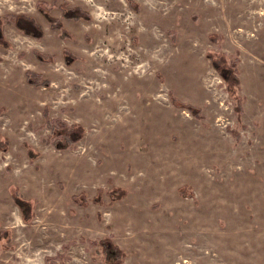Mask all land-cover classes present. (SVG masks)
<instances>
[{"label": "rangeland", "instance_id": "374dc122", "mask_svg": "<svg viewBox=\"0 0 264 264\" xmlns=\"http://www.w3.org/2000/svg\"><path fill=\"white\" fill-rule=\"evenodd\" d=\"M248 1L264 14V0ZM64 2L90 20L63 18ZM235 9L233 0H0L9 44L0 46V264H113L103 239L120 264H264V18L246 28ZM17 14L42 38L6 22ZM220 55L222 71L211 64ZM27 71L47 86L28 84ZM44 113L80 125L82 139L55 149Z\"/></svg>", "mask_w": 264, "mask_h": 264}, {"label": "trees", "instance_id": "16d2710c", "mask_svg": "<svg viewBox=\"0 0 264 264\" xmlns=\"http://www.w3.org/2000/svg\"><path fill=\"white\" fill-rule=\"evenodd\" d=\"M37 8L53 29L60 30L62 37L67 36V33L63 29L62 23L59 20L49 15V8L47 7L45 2H38ZM59 9H60L62 17L68 20L89 21L91 18L87 12L81 10L79 7H69L68 4L65 2L59 5ZM6 22L12 23L25 36H29V37L36 38V39H41L43 36L41 27L34 21L33 18L28 17L24 14L13 15ZM2 24L3 23L0 18V46L7 48L9 44L3 36ZM33 54L42 61H47V62L52 61V57L50 56L41 55L39 52H36V51H33ZM63 56L66 60L76 59L74 56H72L70 53L66 51H63ZM223 62H224V58L222 55L218 57L217 61L213 57L211 59L212 67L218 71L223 70V67H224ZM234 68H235V65H233L231 69L229 70H234ZM232 75L233 73L229 71L228 75L226 76V79L229 81V83L232 81L234 85H237V79L236 77H233ZM25 77H26L27 83L32 86H36V87L41 86V85L47 86L48 84L46 80L41 79V75L35 72H32V71H27L25 73ZM46 114L47 113H44L45 125L48 127V129H50L52 133V138L50 140H51L52 146H54L55 149L57 150L69 149L73 147L79 140L82 139L84 135V131L80 125L73 124V125L68 126L64 121L58 118L54 120H50ZM6 146H7V140L6 139L0 140V150L2 151L5 150ZM27 154L30 158H35L37 156V154L33 153L29 149V147H27ZM109 195L110 196L114 195V197L112 196L113 199H120L125 195V191L124 190H112L111 192H109ZM12 199L15 205H17L18 208L21 210L22 215H24L25 218L27 217L29 218V216L31 215L29 202L24 201L21 198V195L17 192V190H15L14 193L12 194ZM98 244L101 245V247L103 248L107 256L112 257V260L114 261L113 264L121 263L123 253L109 239L100 240L98 241Z\"/></svg>", "mask_w": 264, "mask_h": 264}, {"label": "bare ground", "instance_id": "6f19581e", "mask_svg": "<svg viewBox=\"0 0 264 264\" xmlns=\"http://www.w3.org/2000/svg\"><path fill=\"white\" fill-rule=\"evenodd\" d=\"M233 4L236 6V9L234 11L237 13L234 22L239 23V25L248 28L249 26L253 25L256 21L263 20L264 18V14L257 15L255 14L256 12H252V10L255 8V2H249L248 0H233ZM258 6H261V4L257 5L256 8ZM229 27L232 26L230 25ZM203 260H205V262H208V259L206 257Z\"/></svg>", "mask_w": 264, "mask_h": 264}]
</instances>
